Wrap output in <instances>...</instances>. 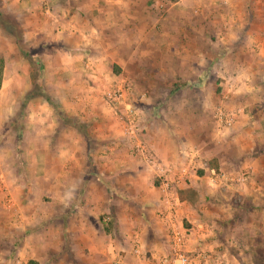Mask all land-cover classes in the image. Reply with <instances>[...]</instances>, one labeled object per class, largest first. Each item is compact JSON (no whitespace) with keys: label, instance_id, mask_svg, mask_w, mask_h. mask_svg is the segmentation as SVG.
I'll return each instance as SVG.
<instances>
[{"label":"crops","instance_id":"0c3cea01","mask_svg":"<svg viewBox=\"0 0 264 264\" xmlns=\"http://www.w3.org/2000/svg\"><path fill=\"white\" fill-rule=\"evenodd\" d=\"M52 1L53 9L44 11L48 17L34 22L31 37L28 30L22 39H31L32 61L43 64L45 90L76 118L57 134L63 120L52 104L25 107L22 138L10 149L15 175L0 166V264H10L11 255L33 264H156L171 251L170 216H161L164 193L154 169L134 153L132 139L122 136L106 97L134 59L136 29L138 24L146 27L153 9L137 8L134 0H105L76 9ZM37 8L43 11L42 5ZM5 29L0 22V77L9 73ZM195 39L191 36L192 43ZM26 61L22 56L17 62L12 86L0 83L1 93L29 90ZM133 100L131 95L136 106ZM158 107L165 116L156 115L157 105L139 112L137 136L163 162L185 168L194 157L187 179L178 186L182 203L176 219L191 229L188 250L195 264H210L214 258L224 262L228 250L221 202L224 190L236 188L219 174H231L201 145L202 127L185 111L192 106ZM1 152V159L10 158L8 151ZM201 251L216 257L200 259Z\"/></svg>","mask_w":264,"mask_h":264},{"label":"rangeland","instance_id":"374dc122","mask_svg":"<svg viewBox=\"0 0 264 264\" xmlns=\"http://www.w3.org/2000/svg\"><path fill=\"white\" fill-rule=\"evenodd\" d=\"M60 2L72 9L80 4L106 3ZM46 4L53 9L52 0H0V22L8 37L4 55L9 72L0 77V83L6 81L12 86L22 56L31 72L25 93L0 92V104L4 105L0 108V154L5 150L10 154L7 160L0 156V166L10 168L13 175L17 165L10 149L22 138L21 122L28 116L25 107L42 101L51 104L45 97L51 93L43 84V64L32 61L35 53L31 39H22L28 30L31 37L29 27L42 20ZM133 4L153 10L145 28L138 24L140 29L137 27L133 37L136 55L117 82H128L130 96L134 95L133 102L141 114L150 111L151 105H157L158 116L165 113L158 107L161 104L192 106L184 110L202 127L201 145L206 144L210 153L216 154V160H221L219 168L245 178L230 179L228 185L232 183L236 189L224 190L227 194L221 207L228 255L223 257L224 262L214 260L210 264H264V0H134ZM38 5H42L43 13H39ZM23 22L28 28L21 27ZM191 36L197 38L194 43ZM196 68L194 73L198 74L194 75ZM50 96L60 103L56 96ZM14 105L17 109H10ZM219 108H242L243 113L232 126H222L217 118ZM56 113L63 120L58 121V134L65 132L66 123L75 122L76 117L64 110L62 115L57 110ZM82 124L77 126L84 130L85 123ZM18 258L11 255L10 264H30L28 259L19 263Z\"/></svg>","mask_w":264,"mask_h":264},{"label":"built area","instance_id":"2783aa9c","mask_svg":"<svg viewBox=\"0 0 264 264\" xmlns=\"http://www.w3.org/2000/svg\"><path fill=\"white\" fill-rule=\"evenodd\" d=\"M46 10L49 12L50 7L46 4ZM106 97L110 108L112 109L116 121L119 124V130L124 137L131 138L133 141L134 153L145 161V163L154 169L156 179L159 187L164 193V210L161 216L169 215V222L171 223V251L169 255L160 258L156 264H195L193 256L188 250L190 228L179 224L177 218V210L182 203L178 192V186L181 182L187 179L190 167L194 165V157H190L188 166L180 167L174 163H166L157 158L148 143L137 136V125L139 111L136 106L130 102V86L125 80L114 84L106 93ZM243 112L242 108L233 111H225L222 108L218 109L217 118L220 125L232 126L237 117ZM193 151V150H192ZM194 154H198L197 149ZM190 166V167H189ZM189 167V168H188ZM222 172L219 174L221 179H231L236 181H244L243 176H232ZM139 253V249H136ZM213 255V254H212ZM210 252H198L197 256L206 261L212 260ZM216 260L214 258L212 261Z\"/></svg>","mask_w":264,"mask_h":264},{"label":"trees","instance_id":"16d2710c","mask_svg":"<svg viewBox=\"0 0 264 264\" xmlns=\"http://www.w3.org/2000/svg\"><path fill=\"white\" fill-rule=\"evenodd\" d=\"M45 97L47 98V100L56 108V110L58 111L59 115H62L63 113V109L61 108L60 103H58L57 101H55L54 99H52V96H48L47 94L45 95ZM214 167H217V164L214 163ZM30 264H33V262H29Z\"/></svg>","mask_w":264,"mask_h":264}]
</instances>
